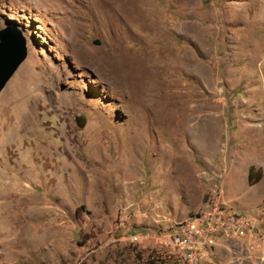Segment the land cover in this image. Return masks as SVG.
<instances>
[{
    "label": "rangeland",
    "instance_id": "obj_1",
    "mask_svg": "<svg viewBox=\"0 0 264 264\" xmlns=\"http://www.w3.org/2000/svg\"><path fill=\"white\" fill-rule=\"evenodd\" d=\"M9 25L0 264H178L157 236L215 191L264 201V0H0ZM256 222L209 264H264Z\"/></svg>",
    "mask_w": 264,
    "mask_h": 264
},
{
    "label": "built area",
    "instance_id": "obj_2",
    "mask_svg": "<svg viewBox=\"0 0 264 264\" xmlns=\"http://www.w3.org/2000/svg\"><path fill=\"white\" fill-rule=\"evenodd\" d=\"M262 216L264 201L254 210L236 209L224 200L222 191H215L200 209L157 236L156 252L173 255L178 264H209L208 250L219 237L252 236ZM149 236L139 233L135 239Z\"/></svg>",
    "mask_w": 264,
    "mask_h": 264
},
{
    "label": "water",
    "instance_id": "obj_3",
    "mask_svg": "<svg viewBox=\"0 0 264 264\" xmlns=\"http://www.w3.org/2000/svg\"><path fill=\"white\" fill-rule=\"evenodd\" d=\"M27 56V38L16 26L0 30V92Z\"/></svg>",
    "mask_w": 264,
    "mask_h": 264
},
{
    "label": "bare ground",
    "instance_id": "obj_4",
    "mask_svg": "<svg viewBox=\"0 0 264 264\" xmlns=\"http://www.w3.org/2000/svg\"><path fill=\"white\" fill-rule=\"evenodd\" d=\"M152 25H153V24H152ZM27 115H28V114H27ZM30 116H31V114H30ZM30 116H29L28 118H30ZM28 118L25 119L27 125H29V124L32 123V122H31V123L29 122ZM22 123H23V122H22ZM33 123H34V122H33ZM26 124H25V125H26ZM21 125H23V124H21ZM28 127H30V126H28ZM56 166L58 167V165H56ZM70 171H71V170H70Z\"/></svg>",
    "mask_w": 264,
    "mask_h": 264
}]
</instances>
